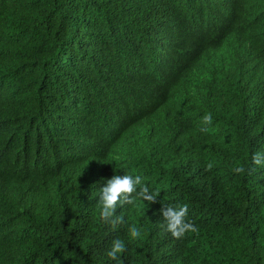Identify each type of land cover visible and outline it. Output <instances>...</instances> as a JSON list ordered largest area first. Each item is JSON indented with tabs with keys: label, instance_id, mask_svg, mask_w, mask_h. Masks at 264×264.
I'll return each instance as SVG.
<instances>
[{
	"label": "trees",
	"instance_id": "trees-1",
	"mask_svg": "<svg viewBox=\"0 0 264 264\" xmlns=\"http://www.w3.org/2000/svg\"><path fill=\"white\" fill-rule=\"evenodd\" d=\"M127 70L145 82L131 85ZM75 96L114 112L59 173L41 127ZM257 152L264 0H0V264H264ZM124 174L158 197L118 208L113 229L97 202ZM184 204L199 231L177 240L160 209ZM116 238L126 251L113 261Z\"/></svg>",
	"mask_w": 264,
	"mask_h": 264
},
{
	"label": "clouds",
	"instance_id": "clouds-1",
	"mask_svg": "<svg viewBox=\"0 0 264 264\" xmlns=\"http://www.w3.org/2000/svg\"><path fill=\"white\" fill-rule=\"evenodd\" d=\"M125 77L131 85L139 82H145L146 79L127 70ZM62 110L57 114L53 122L41 127L44 131L42 145L44 150L53 149L56 154L54 168L59 172H64L71 165L81 163L84 156L89 152L93 140L103 134L109 123V118L113 115L114 107L101 103L94 99L83 96H75L73 100L63 102ZM203 125L212 123L210 113L202 118ZM207 127H201V132H207ZM28 138L29 135L27 136ZM24 148L27 149L29 144ZM13 151V150H12ZM251 163L253 166L264 165V153L257 152L253 154ZM213 165L209 163L207 170H211ZM235 173H244L246 169L239 166L233 169ZM250 171H255V167ZM100 178H94L91 175L92 185L98 184ZM73 182V181H72ZM158 193H153L143 185L140 175L124 174L114 175L106 181L105 186L101 187L97 202L100 220L111 226L124 223L123 214L117 215V209H123L126 205H135L137 201H147L148 204L157 202ZM160 214L163 217L162 228L165 229L174 239L180 240L188 233L198 232L199 229L191 222L186 221L188 206L162 205ZM141 237V230L135 225L128 229L129 241L137 240ZM126 251L125 242L119 238L112 240L111 247L107 251V256L118 261L120 254Z\"/></svg>",
	"mask_w": 264,
	"mask_h": 264
}]
</instances>
